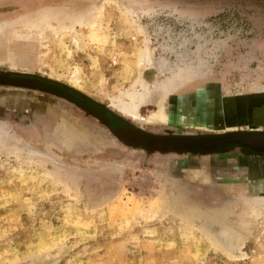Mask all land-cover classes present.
<instances>
[{
  "label": "rangeland",
  "instance_id": "obj_1",
  "mask_svg": "<svg viewBox=\"0 0 264 264\" xmlns=\"http://www.w3.org/2000/svg\"><path fill=\"white\" fill-rule=\"evenodd\" d=\"M136 130L264 132V0H0V264H264V153Z\"/></svg>",
  "mask_w": 264,
  "mask_h": 264
},
{
  "label": "water",
  "instance_id": "obj_2",
  "mask_svg": "<svg viewBox=\"0 0 264 264\" xmlns=\"http://www.w3.org/2000/svg\"><path fill=\"white\" fill-rule=\"evenodd\" d=\"M151 140L152 139L149 140L151 147H149L148 149H163L166 151H180V152L195 151V150L211 151L214 148L221 145L236 144L241 147L247 148L255 153H264L263 131L240 132V133H233L227 136L214 137V138H203V137L163 138L162 143H158L154 145L152 144ZM144 150H146V147L144 148Z\"/></svg>",
  "mask_w": 264,
  "mask_h": 264
},
{
  "label": "bare ground",
  "instance_id": "obj_3",
  "mask_svg": "<svg viewBox=\"0 0 264 264\" xmlns=\"http://www.w3.org/2000/svg\"><path fill=\"white\" fill-rule=\"evenodd\" d=\"M141 104H142V102H140V103H134V104H131L129 106H125L123 108V112L125 114H127V116H129V118H131L134 121H138V120L139 121H142L143 120V117L139 115V107H140ZM244 120L246 122L247 120H249V121L252 120V118H248V119L247 118H244L242 121H244ZM150 121H161V122L168 123V124H183V125H190V126H194V125L195 126H202V127L209 126L211 128H214V129H221L223 127H226L228 129H231V127L234 126V128H235V126H238L239 125V124L236 123V124H233V125L229 124V125L223 126V125H220L219 123H211V122H210V124H207L206 125V124L200 123L201 121H200V119H198V116H195V117L192 118V116L189 117L185 112H182L181 111V113H178V112H172V110H168V111H164V112L163 111H159V113L156 114L154 116V118L150 119ZM66 129L68 131L71 130L72 133H74L76 131L75 129H71L69 127H67ZM121 133L124 136H126V137H128L130 139H133L134 141H136V143L142 144L141 143V140L143 138L141 136H139L136 132H133V131H123ZM151 139H152L151 141H152V144L153 145L154 144H158V143H162V139H158V138H151ZM167 140H170V139H167ZM142 150H144V149H142Z\"/></svg>",
  "mask_w": 264,
  "mask_h": 264
},
{
  "label": "flooded vegetation",
  "instance_id": "obj_4",
  "mask_svg": "<svg viewBox=\"0 0 264 264\" xmlns=\"http://www.w3.org/2000/svg\"><path fill=\"white\" fill-rule=\"evenodd\" d=\"M106 125L110 126L111 123H110V124L107 123ZM126 128L132 129V128L128 127V125H126V124H124L123 126H120L119 128L116 129V132L118 133L119 137H121V134L119 133V131H121L122 129H126ZM136 131L138 132L137 134L143 138L142 141H141L142 146H139L138 143H134L133 141H130V140H125V141H126L127 143H130V144L134 145V146L137 147V148H140V149H142L141 147H143V148L147 147L146 150H148V151H165V150H163V149H148L149 147H151V146H150V143H149V140H150L151 138L163 139L164 137H165V138H174V137H178V136H175V135H170V136H155V135L145 134V133L142 132V131H138V130H136ZM195 138H200V137H199V136H196ZM144 142H145V143H144ZM147 142H148V143H147ZM201 151H202V150H201Z\"/></svg>",
  "mask_w": 264,
  "mask_h": 264
},
{
  "label": "crops",
  "instance_id": "obj_5",
  "mask_svg": "<svg viewBox=\"0 0 264 264\" xmlns=\"http://www.w3.org/2000/svg\"><path fill=\"white\" fill-rule=\"evenodd\" d=\"M207 124V123H206ZM236 127H240V126H235V128ZM206 128H208V129H213V128H211V127H209V126H206ZM217 130H233V129H228V128H226V127H223V128H221V129H217Z\"/></svg>",
  "mask_w": 264,
  "mask_h": 264
},
{
  "label": "trees",
  "instance_id": "obj_6",
  "mask_svg": "<svg viewBox=\"0 0 264 264\" xmlns=\"http://www.w3.org/2000/svg\"><path fill=\"white\" fill-rule=\"evenodd\" d=\"M55 84V83H54Z\"/></svg>",
  "mask_w": 264,
  "mask_h": 264
}]
</instances>
